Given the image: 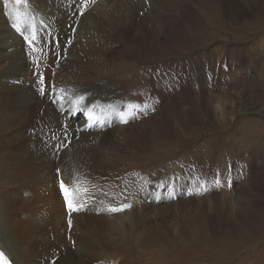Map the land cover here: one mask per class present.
I'll use <instances>...</instances> for the list:
<instances>
[{
  "label": "bare ground",
  "instance_id": "obj_1",
  "mask_svg": "<svg viewBox=\"0 0 264 264\" xmlns=\"http://www.w3.org/2000/svg\"><path fill=\"white\" fill-rule=\"evenodd\" d=\"M263 16L264 0H0V75L12 71L16 80L26 79L17 92L15 128L0 130L11 134L9 142L0 136V246L12 262L133 264L114 255L117 243L169 249L183 240L162 236L160 220L169 211L181 217L180 227L194 235L192 242H201L194 249H206L215 243L206 239L221 231L218 210L207 207H222L227 223H233L226 230L235 239L256 231L259 216L264 218V207L256 205V195L264 196V132L250 137V124L239 127L237 133L249 129L242 134L251 148L243 163L230 154L213 162L209 152L197 163L180 151L165 158L146 152L153 137L170 140L179 126L181 133L192 134L194 127L178 115L187 102L197 104L199 117L204 105L213 106L219 118L209 122L218 130L229 127L237 111L264 119V89L258 88L264 87L259 48L264 35L242 50L226 36L227 23L264 31ZM192 34L204 40L202 47L189 49L191 57L168 55L173 66L159 61L169 47H188ZM227 65L229 72L237 66L240 73L230 91L223 90ZM8 94L15 97L13 89ZM227 94L231 106L221 99ZM187 116L194 121L190 112ZM260 164L261 172L236 188L240 168L252 176ZM55 168L60 177L55 173L52 179ZM218 168L219 182L223 176L233 180L236 196L215 187ZM12 180L17 184L10 189ZM22 190L33 193L31 201ZM241 194L250 196L243 201ZM92 199L93 207H87ZM69 201L71 209L65 206ZM150 203L152 210L146 211Z\"/></svg>",
  "mask_w": 264,
  "mask_h": 264
},
{
  "label": "rangeland",
  "instance_id": "obj_2",
  "mask_svg": "<svg viewBox=\"0 0 264 264\" xmlns=\"http://www.w3.org/2000/svg\"><path fill=\"white\" fill-rule=\"evenodd\" d=\"M142 14H143V11L140 12V15H142ZM263 18H264V16H263ZM247 20H250V19H247ZM256 22L257 23L261 22V19H257ZM227 26L229 29L226 31V36L230 37L228 42L230 44L234 43L235 45H237V48H239L240 50H242L243 48L245 49L248 46L251 47L250 44H252V42L253 43L257 42L258 41L257 39L260 40L261 37L264 35V31H262L256 27H251V29L249 27L238 28L237 26L231 25L230 23H227ZM12 28H13V26H12ZM235 28H236V30H235ZM223 35H225V33H223ZM233 36L235 38H233ZM190 37L192 40H190V42L187 44L188 47H186V48L180 47V45L177 46L178 48L169 47L168 52L162 54L163 57L165 56L164 59H160L159 61L162 60L164 63L168 62L170 65L173 66V64L170 63L168 59H166L168 57V55H171L173 57V59H180V60L187 59L186 57H191L193 55V52L192 51L189 52V49H191V48L193 49L194 47H202L201 45L203 43L204 38H202L199 35H194V34L190 35ZM57 41L58 40H56L55 42H57ZM205 48H206V45H205ZM259 48L261 51L264 52V48H262L261 46ZM251 49L253 52V48H251ZM154 54L155 53L152 52L151 55H154ZM154 57H155V55L153 56V58ZM153 58L147 57V60L150 62V61H153ZM247 61H248V63H249V61H251L249 56H247ZM229 67H230V65H227L225 67L226 74H227V72L229 73V74H227V78L228 77L229 78L227 80L226 85L224 86L225 88L223 87V90H226V91L231 90V86H232L231 80L233 81L236 78V76L238 77L240 74L237 66H235L236 68L234 67L230 72H229V70H230ZM201 69H203V68H201ZM179 70H183V67L180 66ZM211 71H215V70L213 69ZM204 72L206 73V68H204ZM262 75H264V69L262 70ZM2 79H3V81H5L4 83L1 82ZM0 83H1L0 84V93H2L1 97L3 98V102L0 103V107L6 108L4 111H0L1 112L0 118H3L0 121V130L1 129L2 130L7 129L4 132L9 133L11 130V127L15 128V124H16V118L14 117L16 114L14 113L13 110H16L18 108L17 99H18L19 94L17 92L21 91L26 86V79L20 78V79L16 80L14 73L12 71H10L8 74L0 75ZM246 84L250 85V83H246ZM190 85H192V83H190ZM196 88L197 87H195V89ZM258 88L264 89V87H258ZM11 89L14 90L15 97H14V95L8 94V91ZM207 96L208 95H205L206 98L204 97V99L206 101H207ZM248 96H247V98H248ZM231 97L232 96L229 94L221 97V99L226 102V103H224L225 106H231L232 105V104L227 103ZM249 97H252V96H249ZM5 98H7V99L5 100ZM218 104H221V102L219 100L217 101V105ZM212 108L213 109H210V107H207L204 105L203 106L204 113H202V115L199 117V115H198L199 111L197 109V104H193V103H189V102L184 103L181 107L178 108V115L181 113L180 115H182L183 120L186 122V124L191 123L190 125H192L194 127L193 132L196 131L197 133L192 132V134L186 135V134L180 132V129H182V127L179 126V131L176 132L175 137L171 138L170 140L166 139L167 137H165V136H164V138L163 137L162 138L157 137L156 139H154V137H153V139H152L153 142H152L150 148L148 149V151L146 152V154H148L150 157H154L156 155H159L160 158H165L168 155H173L175 152L180 151V153L183 155V157H185L186 155L196 157L197 163H201L203 161V156L210 152L211 157H213V162H215L217 156L219 157V156H222L223 154H224V156L222 158V162L225 160L226 154L236 156V158H238L241 163L248 161L250 158L249 153H250L251 148H250V145H248V141L243 140L242 134L246 135L247 132L249 131V129L251 128V130L249 132L250 137L251 136L252 137L253 136L258 137V135L261 136L262 134L260 132H264V119L262 117H260L259 115H257V113H255V112L252 114H249V113L237 111L236 114L234 115V119L232 121V124L229 125V127H226L227 129L225 128L224 130H222V129L218 130L217 128L212 127L211 122H209L210 120H212L214 123H217L218 118H219V116H218V114H216V111H215L213 106H212ZM187 112H190L194 116L193 122H189ZM206 113H208V115H206ZM201 118H203V120ZM252 119H254V120L257 119V120H256V122H252ZM244 123L250 124L248 126L249 129H247L245 131L242 130L241 132L237 133V130L239 129V127ZM258 123H260V124H258ZM59 131H61V130H59ZM2 132L3 131H0V136L6 137V140L9 142V137L11 136V134H5L4 133L5 134L4 135ZM31 132L35 133V131H33V130ZM46 140H47V136H46ZM256 140L259 143V139H256ZM259 144H262V143H259ZM49 146H50L49 144L47 146V141H46V147L51 148ZM62 146H64V145H62ZM60 147H61V145L57 146L58 149ZM5 156H7V155H5ZM56 156H60V155H57V153H56ZM180 158H181V156L179 157V159ZM7 159L8 158H6L3 161L4 166L9 164L7 162L9 159L8 160ZM191 160L195 161L194 158H191ZM58 164H59V162L56 160L54 165H58ZM194 165L196 166V164H194ZM260 166H261V164L258 165L257 171L254 172L252 174V176H250V175L246 176L245 171L243 172L244 169L241 167L240 169H241L242 173H240L236 177L237 179L236 178L234 179V185H236V188L239 189L240 184L245 183L250 178H253L257 174H259L261 172L260 171L261 168H259ZM212 168L213 167L205 168L204 173H210ZM229 168L231 169L230 164H228V169ZM58 170H59L58 168L54 169V171L51 174L52 179L55 178V175L57 177ZM213 171H214L215 176L212 178L214 179L215 187L217 188L219 186L220 188L224 189L225 191L227 190L226 192H230L232 189L231 185H233L232 184L233 180H230L226 176H223L222 180L219 182V180L221 179V176H222L220 168H218L219 172H216V170H214V169H213ZM55 173H57V174H55ZM123 175L124 174H122L121 176H123ZM58 176L60 177L59 174H58ZM259 176H262V175H259ZM11 183L9 186H10V189L11 188L13 189L17 183L14 185L13 180L11 181ZM26 183H27V181H26ZM218 183H220L221 185H219ZM228 186H229V188H228ZM36 187L38 188V186L34 185L33 190H36ZM232 191L234 193V196H236V191L233 189H232ZM20 192L22 193L23 197H25L24 200H30L31 201L32 196L30 197V194H33V193H29V191H26V190L25 191L22 190ZM207 192H208V189H206L205 193H207ZM218 192H220V191L217 190L216 192H214V195H216ZM46 194H48V192H46ZM208 196L209 195L204 196V199H208ZM249 196L250 195L247 196V194H246V196L245 195L242 196V194H241L240 197L243 198V201H246ZM256 198L258 199V201L262 200V202L257 201L256 205L258 207H264V196L258 194V195H256ZM88 202H89L90 206H87V207H93V202H95V200L92 199ZM215 203L219 204V199H216ZM152 207H153V203L148 204L146 211L152 210ZM190 208H193V207H190ZM214 208L216 210H218V212H219L216 219H218V220L220 218L222 219L221 220L222 223H219V225L217 227L218 228L217 230H221V231H217V233H212L213 235L209 236L210 238L206 239V241L211 240L210 242L215 241V243L208 245L206 247V249H202L203 247L199 249V245H197L198 246L197 249H194V246L196 244L201 243V242H196V241L192 242L191 240H194V239L191 237L194 235H189L188 234L189 232L185 231V230L183 232L181 227H180V226H182V222L179 219L181 217L180 216L177 217L174 212L169 211L166 213L165 219L162 218L160 220V222L163 224L165 232H166L162 236L167 238V239L168 238H170V239L183 238V240L181 242H184L186 245L185 244L182 245L183 243L180 242L178 244H175L174 246H171L169 249H161V247H159V246H148V248H144L142 246L135 245V243H133V242L127 241V243L124 242L125 243L124 245L122 242H119L116 244V246L114 248V250H117L119 252L115 251L114 255L117 256V258H123L127 262H130L133 264H264V218L262 219V216L261 215L259 216L260 222L257 224L258 226L255 229L256 231L252 230L251 232H248V233L246 232V234H245L246 238L243 237L244 235H238L237 238H239V239H235L226 230L227 225L228 224L233 225V223H230V222L227 223L228 218L227 219L225 218V215L223 214L222 207H207L206 210L211 212L212 209H214ZM185 214H186V217H193V218L196 217L198 219L200 218L199 215L195 216L196 215L195 213H193L192 215L187 214V213H185ZM230 215H232V212L229 213V218L231 219ZM69 229H70V226H69ZM229 235L231 236V238ZM245 239H246V243H242V240H245ZM51 260H52V262H56L58 260V256H56L54 259H51ZM133 260H136V261L134 262ZM98 263L101 264L99 261L94 262V264H98Z\"/></svg>",
  "mask_w": 264,
  "mask_h": 264
},
{
  "label": "snow or ice",
  "instance_id": "obj_3",
  "mask_svg": "<svg viewBox=\"0 0 264 264\" xmlns=\"http://www.w3.org/2000/svg\"><path fill=\"white\" fill-rule=\"evenodd\" d=\"M21 2H24L26 3V0H16V3H21ZM14 27H16V30L17 31H20L19 27L17 25H13ZM27 39V38H26ZM33 39H35V36H33ZM41 92H43V89H41ZM121 120L122 121H125V117L123 114H121ZM126 122V121H125ZM62 189L64 190L65 192V198L68 199V190L67 189H64V186L61 185ZM69 207L71 208V202L69 201ZM124 207H127V205H124ZM119 210H122V209H111V211H119ZM0 264H9V262L7 261V259L4 257V254L2 252H0Z\"/></svg>",
  "mask_w": 264,
  "mask_h": 264
}]
</instances>
